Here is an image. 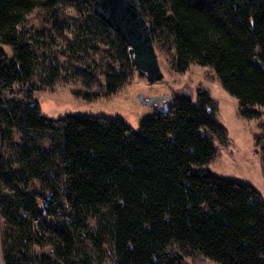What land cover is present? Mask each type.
<instances>
[{
	"label": "trees",
	"instance_id": "trees-1",
	"mask_svg": "<svg viewBox=\"0 0 264 264\" xmlns=\"http://www.w3.org/2000/svg\"><path fill=\"white\" fill-rule=\"evenodd\" d=\"M140 3L156 49L173 51L178 72L192 64L212 69L238 100L242 118L263 117L257 107H264V0ZM35 10L51 17L52 34L45 37L65 43L66 59L90 51L101 55L95 67L84 66L85 76L99 71L107 97L136 71L129 48L101 20L95 0H0L5 264H188L186 258L197 264H264L262 195L208 168L219 156L216 142L228 140L209 92L199 89L195 102L173 98L165 112L138 129L118 118H48L32 86L44 48L19 30ZM12 90L18 97L7 100ZM259 128L264 166L263 122ZM35 246L52 255L37 254Z\"/></svg>",
	"mask_w": 264,
	"mask_h": 264
},
{
	"label": "rangeland",
	"instance_id": "rangeland-1",
	"mask_svg": "<svg viewBox=\"0 0 264 264\" xmlns=\"http://www.w3.org/2000/svg\"><path fill=\"white\" fill-rule=\"evenodd\" d=\"M68 13L73 14V11ZM72 18H75V14ZM69 24L75 25V19ZM50 25L51 17L47 12L35 10L19 28L21 33L31 40L34 47L41 43L40 47L44 48L38 52H43L45 59L41 58L38 62L32 81L35 102L41 105L44 116L52 119L69 115L118 118L132 128L138 129L144 120L158 113L153 108L141 105L137 100L139 94L148 97H162L167 94L172 98L170 102L175 97L186 96L195 102L197 91L205 89L219 104V121L228 132V140L225 144L216 142L220 149L219 156L208 168L224 178L255 186L264 199V166L261 146L257 145V139L263 133L259 124L264 123V107H257L263 113L261 119L248 121L242 118L238 100L221 87L212 69L192 64L186 71L178 72L175 69L174 53L169 47L166 49L167 52L156 49L159 65L164 74L162 81L150 84L133 70L128 83L116 95L107 97L105 81L99 75V71L94 73L93 70L85 76L88 71L86 72L84 66L90 64L94 66V60L99 63L101 55H95L94 51H90L88 54L76 55L77 59L71 61L66 59L62 54L65 43L54 36L52 38L57 44L50 43L45 37L52 34ZM66 37L70 39L71 35L66 34ZM2 48L9 56L12 55L10 47ZM85 95H95V99L88 101L84 98ZM17 97L16 90L5 95L7 100ZM35 223L38 227L41 225L39 220ZM1 232L2 226H0ZM1 246L0 239V264H5ZM33 251L40 255H52L51 249H43L40 246H35ZM186 262L197 264L190 258H186ZM203 264L216 263L206 261Z\"/></svg>",
	"mask_w": 264,
	"mask_h": 264
},
{
	"label": "water",
	"instance_id": "water-1",
	"mask_svg": "<svg viewBox=\"0 0 264 264\" xmlns=\"http://www.w3.org/2000/svg\"><path fill=\"white\" fill-rule=\"evenodd\" d=\"M97 12L103 22L114 30L129 48L136 71L150 84L164 79L159 65L153 30L144 16L140 0H95ZM172 98L137 96L138 102L158 112H165ZM163 102L164 106H160Z\"/></svg>",
	"mask_w": 264,
	"mask_h": 264
},
{
	"label": "flooded vegetation",
	"instance_id": "flooded-vegetation-1",
	"mask_svg": "<svg viewBox=\"0 0 264 264\" xmlns=\"http://www.w3.org/2000/svg\"><path fill=\"white\" fill-rule=\"evenodd\" d=\"M168 105H169V104H168ZM168 105H167V107H168ZM160 106H164L163 102L160 103Z\"/></svg>",
	"mask_w": 264,
	"mask_h": 264
}]
</instances>
